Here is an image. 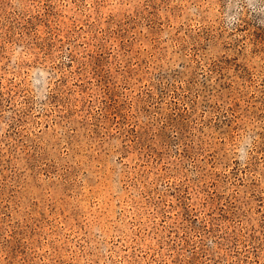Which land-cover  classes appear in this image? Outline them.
Returning a JSON list of instances; mask_svg holds the SVG:
<instances>
[{"label": "rangeland", "instance_id": "1", "mask_svg": "<svg viewBox=\"0 0 264 264\" xmlns=\"http://www.w3.org/2000/svg\"><path fill=\"white\" fill-rule=\"evenodd\" d=\"M0 264H264V0H0Z\"/></svg>", "mask_w": 264, "mask_h": 264}, {"label": "clouds", "instance_id": "2", "mask_svg": "<svg viewBox=\"0 0 264 264\" xmlns=\"http://www.w3.org/2000/svg\"><path fill=\"white\" fill-rule=\"evenodd\" d=\"M241 153H243V146H242V148H241Z\"/></svg>", "mask_w": 264, "mask_h": 264}]
</instances>
